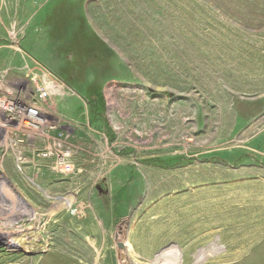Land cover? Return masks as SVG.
<instances>
[{
  "label": "rangeland",
  "instance_id": "obj_1",
  "mask_svg": "<svg viewBox=\"0 0 264 264\" xmlns=\"http://www.w3.org/2000/svg\"><path fill=\"white\" fill-rule=\"evenodd\" d=\"M0 239V264H264V0H0Z\"/></svg>",
  "mask_w": 264,
  "mask_h": 264
},
{
  "label": "bare ground",
  "instance_id": "obj_2",
  "mask_svg": "<svg viewBox=\"0 0 264 264\" xmlns=\"http://www.w3.org/2000/svg\"><path fill=\"white\" fill-rule=\"evenodd\" d=\"M1 104H2V108H3V110L4 111H7L8 113H13V112H15L17 109L15 108V106H14V104L12 103V102H9L8 100H6V101H3V102H1ZM21 113L23 114L22 116L23 117H25L23 120V125L24 126H26V127H28L29 125H30V123H31V121L33 120V118L35 117L34 115H32L31 113V115H29L28 114V112L26 111H24V110H22L21 111ZM13 115V114H12ZM37 121V120H36ZM8 193V192H7ZM6 195V194H5ZM21 232H23V231H20V232H17V233H21ZM6 239V238H5ZM27 239V238H26ZM1 240V239H0ZM5 242H4V246H5V248L6 249H14L15 248V245L17 246V245H19V243L18 242H16V240H13V239H11V238H9V239H6V240H4ZM18 243V244H17ZM20 246V245H19ZM37 248H41V247H37Z\"/></svg>",
  "mask_w": 264,
  "mask_h": 264
},
{
  "label": "crops",
  "instance_id": "obj_3",
  "mask_svg": "<svg viewBox=\"0 0 264 264\" xmlns=\"http://www.w3.org/2000/svg\"><path fill=\"white\" fill-rule=\"evenodd\" d=\"M49 64H50V63H49ZM63 65H64V64H63ZM63 65H61V64L58 65V64H57V65H56V68H53V69H52V68L50 67V65H49V68H50V69L52 70V72H54V73H56V72H61V71L64 69V68H63ZM46 66H47V65H46ZM56 69H57V71H56ZM64 70H65V69H64ZM50 73H51V72H50ZM51 74L53 75V77H55L56 79H58V76H56V75L53 74V73H51ZM62 79H63V78H62ZM58 80H59V79H58ZM59 81H61V83H62L63 85H65V86L67 85V84H66V81L61 80V79H60ZM67 87H68V85H67Z\"/></svg>",
  "mask_w": 264,
  "mask_h": 264
},
{
  "label": "water",
  "instance_id": "obj_4",
  "mask_svg": "<svg viewBox=\"0 0 264 264\" xmlns=\"http://www.w3.org/2000/svg\"><path fill=\"white\" fill-rule=\"evenodd\" d=\"M96 190L98 191L99 194H104V195L107 194V190H104V191H103V190L101 189V186H99V185L96 186Z\"/></svg>",
  "mask_w": 264,
  "mask_h": 264
}]
</instances>
